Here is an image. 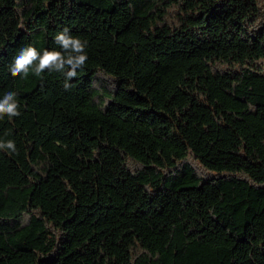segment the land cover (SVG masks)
Listing matches in <instances>:
<instances>
[{"label":"trees","instance_id":"obj_1","mask_svg":"<svg viewBox=\"0 0 264 264\" xmlns=\"http://www.w3.org/2000/svg\"><path fill=\"white\" fill-rule=\"evenodd\" d=\"M88 60L12 77L22 47ZM0 264H264V0H0Z\"/></svg>","mask_w":264,"mask_h":264},{"label":"clouds","instance_id":"obj_2","mask_svg":"<svg viewBox=\"0 0 264 264\" xmlns=\"http://www.w3.org/2000/svg\"><path fill=\"white\" fill-rule=\"evenodd\" d=\"M54 42L59 46V50L45 49L41 52L31 45L22 47L10 66L12 77H27L30 70L37 77H41L45 71L59 72L65 77L63 87L65 90L70 89L72 87L70 81L78 76V70L83 69L88 60L87 41L71 35L70 30L64 28L55 35ZM20 115L17 94L13 91L6 92L0 99V119L4 117L12 119ZM0 150L15 152V142L0 141Z\"/></svg>","mask_w":264,"mask_h":264}]
</instances>
